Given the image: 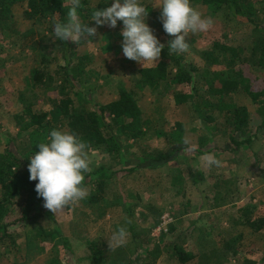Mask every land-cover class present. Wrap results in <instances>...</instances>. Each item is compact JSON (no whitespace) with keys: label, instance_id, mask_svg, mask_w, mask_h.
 <instances>
[{"label":"rangeland","instance_id":"rangeland-1","mask_svg":"<svg viewBox=\"0 0 264 264\" xmlns=\"http://www.w3.org/2000/svg\"><path fill=\"white\" fill-rule=\"evenodd\" d=\"M108 1L111 6L113 0ZM139 3L146 7L149 15L152 11L161 9L159 6L162 0H139ZM191 5L203 18H210L204 7ZM24 7L25 2L11 8L17 32H12L15 34L9 39L17 40L19 33L33 30L28 39H32L33 35L35 39L42 40L43 43L40 42L39 45L51 44V41H48V33L40 32L41 26L38 22L22 19ZM211 19L213 23L207 31L190 33L186 37L190 50L181 54L182 62L194 65L198 69L205 67L213 69V66L204 60V51L210 50L215 41L239 47L243 53L240 54L241 58L246 60L248 48L256 36L253 27L237 24L225 17L223 20L219 18V21ZM161 26L162 20L158 27H149L153 29V34L158 40L166 45L168 35ZM89 27H97V34L82 39L78 45L72 44L74 54L85 51L90 59L87 65V69L90 70L89 77L83 81L85 92L74 98V102L76 105L83 103L89 107L91 104L88 102L89 98L95 103L105 104L117 97L121 87L132 88L144 118L147 119V133L140 140L121 139V145L128 157L166 148L167 140L164 135L174 128L176 122L182 123L185 139L190 141L189 145H195L197 137L207 133L209 142L206 148H215L203 154L186 149L172 160L155 166L144 163L124 177L116 176L111 179L108 194L99 203L89 204L85 198L76 206L68 207L62 213L53 214L54 220L49 215L42 214L36 225H14L11 229L16 244L10 243L8 238L0 243V264H46L52 255L51 247L57 238H49V235L46 237L42 230L50 232L53 227L60 230L70 246V258L74 262L71 264H90L88 241L92 240L101 250L104 264H140L137 263L136 256L145 254L156 255L155 264H178L166 252L170 245L184 247L196 255L190 264H239L238 260H228L227 254L220 251L225 238L229 239L236 235L240 237L236 243L240 244V247L255 242L257 250L256 246H253L254 249L250 248L253 250L251 257L260 259L264 251V228L260 233L254 234L239 222L240 220L242 222L240 215L244 212V209L239 208L244 206H249L252 217L258 214L264 217V124L259 126L264 116L258 114L260 104L241 89L222 97L245 107L252 114L249 132L245 137L256 131V127L259 126L257 135L251 136L250 142L233 150L228 130L221 129L210 133L204 130L205 125H208L202 122L201 118L192 119L187 110L184 109L182 112L177 108L171 93L172 89L179 87L177 84H171L167 90L159 94L160 89L152 90L147 85L135 82L138 69L155 65L151 63L142 65L123 55L122 23L117 22L115 28L106 25L96 26L92 23ZM5 50L14 64L8 68L9 81L2 83L0 95L12 87H19L20 81L33 63L30 57H24L13 43L5 46ZM63 51L64 49H60L56 54L61 56ZM24 52H27L26 49ZM244 63L253 76L264 77L260 68L251 66L249 62ZM175 70L176 67L169 61L168 81L173 77ZM196 88L200 90L199 93H203L205 86L198 82ZM213 99L217 100L219 97ZM13 101L16 102L15 99ZM3 106L0 108V122L6 126V131L12 133L16 129L10 115L4 112ZM20 108L15 104L10 111L19 112ZM7 110L9 111V106ZM215 117L216 121L222 122L221 116L215 114ZM18 144L21 145V142ZM206 154H215L221 161V166L211 169L206 167L201 159ZM89 156L93 162L91 167L101 164L113 165L106 153L101 150L94 151ZM86 188L89 192V186ZM126 219L131 220V223L126 225L131 233L128 243L115 251H109L108 240L111 234L119 226L125 225ZM29 237L32 238L33 246L29 245ZM59 244L60 264H69L64 258L67 255L64 253L63 257V250Z\"/></svg>","mask_w":264,"mask_h":264},{"label":"trees","instance_id":"trees-1","mask_svg":"<svg viewBox=\"0 0 264 264\" xmlns=\"http://www.w3.org/2000/svg\"><path fill=\"white\" fill-rule=\"evenodd\" d=\"M24 2L22 19L38 22L41 26L40 32L48 33V41H51V44L39 45L42 40L35 39L33 35L32 39H28L33 30L19 33L17 40H10L15 34L12 32H17L11 8ZM190 3L204 7L210 18L219 21V18L223 20L225 17L237 24L253 27L256 36L248 48V55H245L246 60L241 58L240 54L243 53L239 47L215 41L210 50L204 51V60L209 62L213 69H198L194 65L183 63L181 54L169 51L168 43L174 37L168 35L160 60L155 66L138 69L135 82L147 85L152 90L160 89L159 94L171 84H177L179 87L171 90L177 108L182 112L187 110L192 119L201 118L202 122L208 125H205L204 130L210 133L221 129L228 130L230 144L235 150L250 142L251 136L257 135V128L264 124L263 118L256 131L245 137L249 132L252 114L245 107L222 99L241 89L260 104L258 114L264 116V77L253 76L244 66V62H249L251 66L260 68L264 74V0H190ZM81 4L82 7L78 9L80 19L83 23H88V26L95 24L91 21L93 11L110 7L108 0H81ZM69 7V0H0V87L4 81H9L8 68L14 64L12 58L8 57L5 46L13 43L24 57H30L33 62L19 87H12L0 95V108L4 105L2 108L10 115L16 129L12 133L8 132L6 126L0 122V243L8 238L10 243L16 244L11 229L14 225H36L42 214L49 215L54 220L53 213L43 207L44 200L38 197L35 191L38 181H30L28 172L29 159L39 151L38 143L47 142L52 130L75 133L88 144L89 155L101 150L113 162L111 166L101 164L92 167V171L85 174L83 186H89V204L99 203L106 198L110 181L116 176L124 177L144 163H150L151 166L164 164L179 152L189 150L193 146L184 144L186 134L183 132L182 123L176 122L174 128L164 135L167 140L166 148L128 157L121 145V139L140 140L147 133V119L144 118L130 86L121 87L117 97L105 104L95 103L89 98V107L83 103L75 104L74 98L85 92L83 81L89 77L90 70L87 65L90 59L85 51L74 54V43L71 41L55 39L53 18L66 22ZM161 12L162 9L152 11L145 22L152 28L158 27ZM161 28L163 29V26ZM24 49L27 52H24ZM60 49H64L61 56L56 54ZM169 61L176 67L170 81L167 79ZM198 82L205 86L203 93H199L200 90L196 88ZM216 96L219 99H213ZM15 104L21 108L19 112L12 113L10 108ZM215 114L221 116L222 122L216 121ZM208 142L207 133L198 136L195 148L191 151L197 154L212 151L215 147L206 148ZM242 209V222H239L252 233H260L264 228L263 215L252 217L249 206L239 208ZM42 232L46 237L49 235V238H57L46 264H60L59 243L63 257L65 253L67 257L64 258L71 264V249L60 230L53 227L50 232L44 229ZM238 238L240 237L236 235L223 241L220 251L227 254V259L238 260L239 264H264V251L262 257L257 260L251 257L253 250L250 249L256 246V243L240 247V244H236ZM28 240L29 245L33 246L32 238L29 237ZM36 246L38 247V244ZM88 249L90 264H104L101 250L93 240L88 241ZM166 252L178 264H190L196 257L188 249L177 245H170ZM32 255L34 257V254ZM27 257L29 258L28 254ZM156 258V255L147 254L136 256L137 263L140 264H155Z\"/></svg>","mask_w":264,"mask_h":264},{"label":"clouds","instance_id":"clouds-1","mask_svg":"<svg viewBox=\"0 0 264 264\" xmlns=\"http://www.w3.org/2000/svg\"><path fill=\"white\" fill-rule=\"evenodd\" d=\"M69 11L66 22L53 18L55 39L71 41L79 44L82 39L94 37L97 27H89L80 19L78 9L81 0H69ZM160 19L164 32L174 37L168 43V49L177 54L188 53L190 50L186 37L189 34L207 31L212 26L211 18H203L190 0H162ZM148 11L139 0H113L110 7L95 10L91 21L96 26L115 28L117 22L123 24L121 30L123 55L138 63L156 65L165 45L153 34V29L145 22ZM185 139L184 144L188 145ZM39 151L29 159V180L38 181L35 191L44 200L43 207L54 215L62 213L68 207L76 206L89 195L83 186L85 174L92 171V160L89 156L88 144L78 135L69 131L52 130L47 142L38 143ZM195 146L189 150H194ZM202 161L209 169L220 167L221 161L215 154H206ZM131 220L126 219L125 225L115 230L108 240L109 251L125 246L131 233L126 227Z\"/></svg>","mask_w":264,"mask_h":264}]
</instances>
